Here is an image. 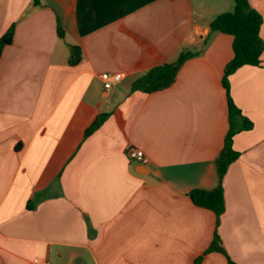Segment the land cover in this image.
Masks as SVG:
<instances>
[{"label":"crops","instance_id":"crops-1","mask_svg":"<svg viewBox=\"0 0 264 264\" xmlns=\"http://www.w3.org/2000/svg\"><path fill=\"white\" fill-rule=\"evenodd\" d=\"M38 2L0 0V38L14 27L0 57V264H264V63L229 78L253 128L234 137L219 224L190 198L218 184L234 52L210 23L235 1ZM250 5L264 40V0ZM184 49L201 52L173 85L133 91ZM103 73L124 77L106 91ZM129 147L149 163L131 162ZM216 233L225 254L208 251Z\"/></svg>","mask_w":264,"mask_h":264},{"label":"trees","instance_id":"trees-1","mask_svg":"<svg viewBox=\"0 0 264 264\" xmlns=\"http://www.w3.org/2000/svg\"><path fill=\"white\" fill-rule=\"evenodd\" d=\"M234 1V8L231 11L220 14L210 23L211 32H220L233 36L234 52L233 59L225 67L222 80L228 100L229 130L225 136L223 148L215 159L218 184L211 190L195 189L190 193V198L195 205L209 209L215 213L217 225L226 209L223 180L229 166L240 156V153L234 148V137L241 131L251 130L253 128V123L242 115L241 110L233 101L229 78L239 68L245 65L261 66L264 63L262 59L264 40L261 36L263 17L256 9L251 7L250 0ZM38 4V0H35V5ZM57 31L60 38L65 37V31L60 23L58 24ZM13 35L14 27L12 26L0 38V57L4 47L12 42ZM206 42L207 40L204 41V44ZM70 50L69 64L75 65L81 61L83 52L79 46L75 45H71ZM200 52L189 49L182 50L174 61L158 65L137 78L132 85L133 91L154 93L167 89L177 80L182 65ZM106 118L107 114H102L97 117L93 124L86 130V135L88 136L98 129ZM240 120H242V124L239 123ZM208 251H218L225 254L218 233H216L214 241ZM195 264H198V261ZM229 264L235 263L229 260Z\"/></svg>","mask_w":264,"mask_h":264},{"label":"built area","instance_id":"built-area-1","mask_svg":"<svg viewBox=\"0 0 264 264\" xmlns=\"http://www.w3.org/2000/svg\"><path fill=\"white\" fill-rule=\"evenodd\" d=\"M124 77L122 73H103L101 75L103 86L106 91L112 89L116 84H118ZM127 156L131 162L139 163L142 165H147L149 163V158L145 152L140 148L129 147L127 150Z\"/></svg>","mask_w":264,"mask_h":264}]
</instances>
